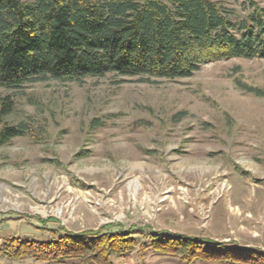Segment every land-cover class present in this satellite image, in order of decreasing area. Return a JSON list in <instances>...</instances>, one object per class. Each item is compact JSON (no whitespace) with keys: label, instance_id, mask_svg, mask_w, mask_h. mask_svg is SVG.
<instances>
[{"label":"rangeland","instance_id":"rangeland-1","mask_svg":"<svg viewBox=\"0 0 264 264\" xmlns=\"http://www.w3.org/2000/svg\"><path fill=\"white\" fill-rule=\"evenodd\" d=\"M209 1L239 17L250 1L264 8ZM5 97L13 108L0 130L25 124L29 133L0 146V264H85L12 259L3 243L135 228L145 231L132 249L91 264H219L155 253L150 235L264 253V59L222 60L153 84L48 81L0 89Z\"/></svg>","mask_w":264,"mask_h":264},{"label":"trees","instance_id":"trees-1","mask_svg":"<svg viewBox=\"0 0 264 264\" xmlns=\"http://www.w3.org/2000/svg\"><path fill=\"white\" fill-rule=\"evenodd\" d=\"M248 8L239 17L209 0H0V89L48 81L80 83L107 75L153 84L190 78L202 66L222 60L264 59V8L251 1ZM12 108L8 97L0 101V122ZM28 133L25 124L3 126L0 146ZM131 231L115 236L66 232L49 242L9 239L3 253L12 259H82L91 264L98 256H120L132 249L134 236L145 228ZM147 238L149 247L162 255L183 259L187 251L194 259L210 257L219 264L226 259L263 264V252L232 256L239 249L226 248V243L216 244L221 253L174 235Z\"/></svg>","mask_w":264,"mask_h":264}]
</instances>
